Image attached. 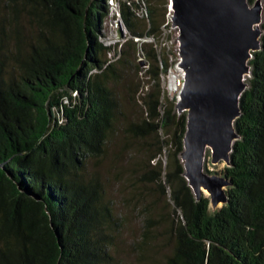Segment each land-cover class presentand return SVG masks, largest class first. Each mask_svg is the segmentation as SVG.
Listing matches in <instances>:
<instances>
[{"label":"trees","instance_id":"obj_1","mask_svg":"<svg viewBox=\"0 0 264 264\" xmlns=\"http://www.w3.org/2000/svg\"><path fill=\"white\" fill-rule=\"evenodd\" d=\"M102 3L0 0V264H121L116 239L135 218L140 260L166 245L162 264H264V9L235 120L240 137L224 168L228 200L212 210L183 174L186 112L160 82L168 61L140 43L151 82L137 99L140 116L130 118L118 88L129 91L124 67L99 39ZM119 13L132 35L122 45L138 48L134 37L158 28L152 6L147 28L124 2ZM109 176L121 183L124 213L115 212Z\"/></svg>","mask_w":264,"mask_h":264},{"label":"water","instance_id":"obj_2","mask_svg":"<svg viewBox=\"0 0 264 264\" xmlns=\"http://www.w3.org/2000/svg\"><path fill=\"white\" fill-rule=\"evenodd\" d=\"M169 1L183 72L175 109L186 112L179 157L195 197L204 194L215 210L227 202L231 180L226 172L205 168V156L209 149L212 163L230 165L233 143L240 137L235 127L240 96L248 85L253 52L261 48L263 0Z\"/></svg>","mask_w":264,"mask_h":264},{"label":"rangeland","instance_id":"obj_3","mask_svg":"<svg viewBox=\"0 0 264 264\" xmlns=\"http://www.w3.org/2000/svg\"><path fill=\"white\" fill-rule=\"evenodd\" d=\"M128 5L131 10L135 11L138 16V25L140 28L144 26L148 27V20L144 19V14L146 12V7L152 6L155 9V14L158 19V28L156 31L148 37H134V40H139V43L133 45L128 43L127 45H122L130 37H132L126 23L122 19L119 13V7L122 3ZM102 15L98 20V27L100 30L99 39L105 44L109 45L111 49L107 52L106 58L115 63L118 68L124 67L122 71L123 79L125 83L129 84V91L125 90L119 85V91L125 97V111L130 118L136 119L140 116L141 110L138 104V97L142 94V91L150 84V79L145 75L146 58L144 56V50L141 48L140 43L145 41L146 49L151 47L156 53L159 61L161 59H166L169 63V68L166 73H161L160 82L165 88L166 93L172 98L176 97L178 90L182 84V69L178 67V42H177V29L172 26L171 23V10L169 0H103ZM124 49V51H123ZM128 58L129 63L126 66L123 65L122 58ZM248 77V76H246ZM129 93V94H128ZM140 102V101H139ZM120 135V133H118ZM121 144H115L110 146L109 154L102 162V171L105 173L108 171V165H112L114 154L116 150L120 148ZM129 152H124L122 155L123 164L126 163ZM92 160V159H90ZM221 163V165H217ZM226 164L223 161L212 163L210 160V150L207 149L205 156V168L211 169L219 173L224 172ZM109 173H107L108 176ZM110 177V176H109ZM121 181L126 183L129 181V173H124ZM116 180L110 177V182L108 183V192L112 197L115 204V212H125L126 208L123 207L121 198L123 197L122 186H120ZM133 189L132 187L129 188ZM129 189H127L124 194H126ZM165 198L160 196L157 200L156 210L165 205ZM155 210V211H156ZM140 233V221L135 218L128 224V229L122 231L118 234L116 239V251L117 256L121 261V264H162L163 255L168 251L166 245H161L160 249H152L148 253V258L140 260L138 259V254L132 248V237H137ZM157 240V239H156ZM160 242V239H159ZM151 254V255H150Z\"/></svg>","mask_w":264,"mask_h":264},{"label":"bare ground","instance_id":"obj_4","mask_svg":"<svg viewBox=\"0 0 264 264\" xmlns=\"http://www.w3.org/2000/svg\"><path fill=\"white\" fill-rule=\"evenodd\" d=\"M217 165H221V163H218Z\"/></svg>","mask_w":264,"mask_h":264}]
</instances>
